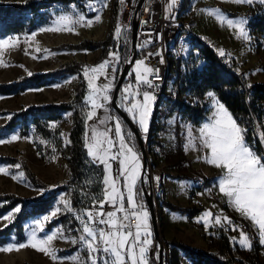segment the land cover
<instances>
[{
	"label": "rangeland",
	"instance_id": "374dc122",
	"mask_svg": "<svg viewBox=\"0 0 264 264\" xmlns=\"http://www.w3.org/2000/svg\"><path fill=\"white\" fill-rule=\"evenodd\" d=\"M0 1L7 2L13 0ZM136 1L137 0H125L119 20L115 25L114 33L117 39V46L116 48H108L102 56H100L102 53L101 47L94 50H71L59 48L58 45L63 42H79L85 38L93 40L105 39L111 29L113 9L116 3H119L120 0H78V2L76 0L70 1L67 4L56 3L54 8L51 9L54 13L53 18L47 24L38 26L24 33L0 35V39H7L9 37L19 38V42L16 46L0 49V61H2V63H0V81H13L21 74L48 71L56 68L59 63L65 61H85L89 64V66L86 67L89 69L96 67L105 61H111L107 73L108 79H111L113 76L115 77L112 81L114 87L110 92L111 97H113V91L119 73L124 63L129 60L131 56L130 55L126 61H123L124 57L121 48L122 43L125 40L124 36L126 35L127 37L128 33L131 35V32L127 30L128 21ZM255 1L259 2V0H253V2ZM170 2L171 0H164L165 13L168 16H175L174 6L171 10H168L167 8V5ZM179 2H182V0H177L176 3ZM105 4L107 5L106 7L104 6ZM181 4L182 7L179 16L192 31V37L196 44H199L197 43L198 40L201 43L208 44L218 55H220V50H223L225 55L222 57L234 61L235 69L243 74V77L248 83L264 80V32L251 31L249 25V18H251V16L240 13L246 10L249 4L236 3L235 0H187L185 4H183V2ZM209 11L224 17V22H221L216 14L210 15ZM59 14H83L86 20H92L93 23L91 26L76 25L72 32L40 31L41 28L50 27L55 17ZM97 15L100 16L99 22L95 20ZM227 20H232L234 23L246 21L243 27L247 33V38L239 35L238 28L229 27ZM118 27L123 34L119 39L116 36V29ZM33 33H35L34 36ZM110 53H117L119 60H112ZM138 54L139 52H137L133 67H135L136 61L141 60ZM113 68L116 69L115 73L112 72ZM85 69L82 70L83 76ZM89 75H91V73H89ZM108 79L101 76L96 83L104 84L108 82ZM80 80L81 78L78 73H69L64 77L53 79L43 86L30 88L21 93H0V124L9 117L11 111L20 108L22 105L59 102L73 99L77 93L76 86ZM86 84L87 91L85 93V100L89 94L87 80ZM126 85L127 84L120 86V91H122L123 87ZM169 89L171 90H167L168 93L163 94L159 99L155 95L156 100L149 120V131L147 134H141L147 143L148 171L151 175V186L155 195V205L158 210L160 208L163 209V207H161L162 197L166 199L169 197V200L174 199V196H168V193L164 188V182L166 180L170 179L172 182L180 181L186 184V174H182L181 178L167 177L166 175L170 168L165 165H160L158 162L159 154L163 148L161 140L162 130L158 129V127L162 126L163 130H166V126L168 125L167 121L169 119H173V123L170 125V130L167 129L168 135H176L178 149L183 152V154H186L187 130L185 129V126L187 125V122L179 119V117L181 118L179 114L180 111L175 103L176 100L185 101L186 95H176L174 93L176 88L173 86ZM171 91L173 93H169ZM209 92L213 93L215 99L218 100L214 91H208L207 93ZM170 94H173L171 98H169ZM207 102L209 104L213 103V98L209 97L208 94ZM168 104L173 108L169 109ZM107 107L109 109L107 113H105L104 109H98L97 117L94 120L88 121L87 131L89 134V126L96 125L100 118H104L106 115L119 117L113 112L112 103ZM214 110L215 108H212V113ZM170 114L172 116L168 118ZM64 116L66 119L61 124V135L63 140L68 142L69 130L72 122L71 111L65 112ZM179 123L182 124L181 128L177 126ZM112 126V122L107 125V127ZM192 127L193 130L196 129L195 126ZM101 128H103V126H101ZM14 135L18 136L19 139L13 142L0 143V169H5V172H0V192L13 191L27 197L45 191L43 187H38L32 184L25 171L21 168L20 163L15 160L16 158H26L31 169L48 184H54L63 179L69 178L70 168L66 159L59 154L55 155L50 160L40 158V155L33 144L32 136H22L15 131L6 136L0 137V140L9 141ZM157 140L161 141V146L158 144ZM170 142L172 143V141ZM136 150L140 154L139 146ZM182 162L183 161H180L179 163ZM16 165H19V167L17 168ZM115 166L116 165L114 164V167ZM21 173L23 176L20 175ZM13 177L16 178L14 179ZM191 184H194V180L191 181ZM62 198L70 202L73 209L72 212L77 211L74 210L72 206L71 192L60 190L58 191L50 209L46 212L31 215L26 218L24 221L25 238L23 241H19L14 236H11L5 243H0V247L18 245L21 243L27 244L33 230H36L39 238H44L59 229L62 231L63 236H58L52 244L59 259L53 261L50 256L45 255L32 247H24L20 248L18 251H0V264H73L71 257L77 255H80L85 260V264H87L86 250L82 249L79 243H72L73 239L78 240L79 235L81 234V227L73 224L69 214L70 212L65 209L61 203ZM16 207L8 210L0 217V227L9 223L7 220L2 219V217L13 211ZM145 207L147 208L146 205ZM57 208L60 209L59 213L45 221L44 217L50 216ZM105 210L111 209L108 206L105 207ZM159 212H161V209ZM59 216H63V218L55 221V218ZM38 221L43 222V231L37 228ZM149 223L151 225V218L149 219ZM151 230L153 233L152 225Z\"/></svg>",
	"mask_w": 264,
	"mask_h": 264
},
{
	"label": "snow or ice",
	"instance_id": "6c2138e0",
	"mask_svg": "<svg viewBox=\"0 0 264 264\" xmlns=\"http://www.w3.org/2000/svg\"><path fill=\"white\" fill-rule=\"evenodd\" d=\"M176 2L177 0H171L167 5L168 10H171ZM235 2L252 4L253 0H235ZM259 2L264 3V0ZM120 3L124 4L125 0H120ZM209 14H216L217 18L224 22V17L219 14L212 11H209ZM95 20L99 22L100 16L97 15ZM92 23L93 21L86 20L83 14H59L50 27L41 28L40 31L72 32L76 25L91 26ZM245 23L246 21L234 23L232 20H227L229 27L238 28L239 35L247 38L243 27ZM122 35L118 27L117 38H121ZM124 39H127L126 35ZM18 42V37L0 39V49L14 47ZM147 43L149 41H145L140 47ZM219 54L225 55L223 50H220ZM110 55L112 60H119L117 53ZM110 63L111 61H105L96 67L84 70L89 89L85 101L89 109L85 114L87 121L97 117L98 109H104L105 113L109 111L107 106L112 103L110 92L114 87L112 81L115 79L114 76L108 79L107 69ZM115 71L116 69L113 68L112 72ZM133 72L135 84L123 87L121 102L117 106L128 114L131 121L138 125L144 134H147L156 96L153 91H142L140 86L154 89L155 85L150 77L155 76L158 79V69L149 67L145 60H138L135 62ZM101 76L108 79V82L97 84L96 81ZM208 96L213 98L215 110L209 121L196 130L198 134H194L191 126L187 127L186 148L194 149L198 143L201 150H207L203 157L204 161L221 170L217 179L220 193L227 198L230 206L241 217L251 222L259 233L260 243L264 244V152L256 150L246 139L248 130L237 122L225 105L216 100L213 93L209 92ZM109 122L113 123L112 127H107ZM89 129L90 134L88 131L85 132V148L92 163L102 166L103 175L100 180L103 186L102 194L98 198H93L92 208L81 210L76 215V219L81 224V234L78 240L73 239L72 243H79L81 248L86 250L87 264H151L150 252L153 240L150 216L142 202L143 189L138 187L142 182L143 165L140 154L131 143L133 136L125 131L121 119L112 115L100 118L98 123L89 126ZM257 135L260 144L264 146V131ZM17 139L19 137L14 135L11 140H0V143L13 142ZM16 167L18 168L19 165ZM0 172H5V169H0ZM20 175L23 176L22 173ZM61 203L69 212L73 211L68 200L62 198ZM105 205L111 210H105ZM59 211L60 209L57 208L50 216L44 217V220L51 219ZM18 212L20 208L16 207L2 219L11 223L15 213ZM133 220H135L134 224ZM223 220L231 226L232 231H239L238 243L242 247L250 248L251 242L246 232L239 226L232 225L230 218L224 217ZM216 223H221V220L217 218ZM37 228L43 231V222L38 221ZM58 236H63L59 229L44 238H39L36 230H33L27 244L0 247V251H18L20 248L32 247L56 261L59 258L52 244ZM155 258L159 259L158 252ZM71 260L73 264H85V260L80 255L71 257Z\"/></svg>",
	"mask_w": 264,
	"mask_h": 264
},
{
	"label": "trees",
	"instance_id": "16d2710c",
	"mask_svg": "<svg viewBox=\"0 0 264 264\" xmlns=\"http://www.w3.org/2000/svg\"><path fill=\"white\" fill-rule=\"evenodd\" d=\"M70 1L76 0L0 1V35L24 33L45 25L53 18L54 13L51 9L54 8L56 3L67 4ZM182 2L185 4L187 0H182ZM122 7L123 4L116 3L112 13L111 29L105 39L85 38L79 42H63L58 47L71 50H94L101 47L102 53L100 56L108 48H116L115 25L119 20ZM240 13L251 16L249 18L251 31L264 32V3L255 1ZM197 43L199 44L195 45L201 50L203 61L200 66L196 67L194 65L188 71L180 88V94L186 93L192 98L190 102L176 100L175 103L181 116L192 123L201 122L209 111L206 105V93L214 91L219 101L225 105L237 122L248 130L246 139L256 150L264 152L257 135L259 133L258 129L264 131V80L248 83L243 74L235 69V65L230 64L231 60L218 55L208 44L201 43L199 40ZM121 50L124 57L123 61H126L131 54L130 33H128L127 39L123 41ZM138 56H141V53ZM87 66L89 64L85 61H65L48 71L21 74L13 81H0L1 94H17L30 88L43 86L51 80L64 77L69 73H78L81 78L76 86L77 93L73 99L22 105L20 108L11 111L9 117L0 124V137L15 131L22 136H32L33 144L40 158L50 160L59 154L66 159L70 168L69 178L54 184H48L31 169L26 158L15 159L20 163L21 168L32 184L43 187L45 191L27 197L13 191L0 192V217L16 206L20 208V212L15 213V218L11 223L0 227V243H5L11 236L23 241L26 218L50 209L60 190L71 192L72 206L77 211H71L69 214L73 224L79 227H81V224L76 219L78 212L92 208L93 198H98L102 194L103 186L100 183L103 175L102 166L92 163L85 148V132L88 127L85 114L89 109L85 103L87 84L82 70ZM126 83L125 79L122 85ZM171 97L172 95L169 96V98ZM112 110L121 119L125 131L132 134L131 143L138 149L137 139L130 126L117 110L114 108ZM67 111L72 113L71 128L69 130L70 143L65 142L61 135V124L66 119L64 113ZM158 129L161 130L162 126ZM138 130L140 134H143L139 127ZM157 141L161 145L160 141ZM138 187L142 188L141 183L138 184ZM144 201L145 196L143 194L142 202L144 203ZM161 204L190 217L200 212V208L195 205L190 207L179 206L165 199L162 200ZM105 207H108V205H105ZM61 218L63 216L56 217L55 221ZM163 241V264H168L166 258L168 245H170L169 250L172 253L169 264H181V251L192 260V264H264V261L259 258L257 250L253 248L250 252L233 247L226 235L216 236L210 240V246H219L216 252L192 247L177 238L164 239Z\"/></svg>",
	"mask_w": 264,
	"mask_h": 264
},
{
	"label": "crops",
	"instance_id": "0c3cea01",
	"mask_svg": "<svg viewBox=\"0 0 264 264\" xmlns=\"http://www.w3.org/2000/svg\"><path fill=\"white\" fill-rule=\"evenodd\" d=\"M132 84H135V82H133ZM170 87L172 86L167 87L164 94L168 93L167 90H171L169 89ZM175 90L176 91L174 93L176 95L179 96L186 95L185 101H189V102L192 101V98L188 96L186 93L180 94L179 90L177 89ZM169 93H173V92L171 91ZM207 94L208 93H206L205 99L209 111L206 117L201 122L192 123L188 120H185L183 119L181 113L179 112L181 116V118L179 117V119L187 122L186 123L187 125L185 126L186 130L188 126L191 127L195 126L196 129L194 130V134H198L196 133V130L199 129L204 123H207L209 121V118L212 115L211 114L212 108L214 109V104L213 103L209 104L207 102ZM168 105L167 106L169 109L173 108L170 107V104ZM171 116L172 115L170 114L168 118H170ZM167 122L168 125L166 126V130H163V127L161 129L162 130L161 140H162L163 148L159 154L158 162L160 165L163 166L165 165L166 167L170 168V170H168V174L166 175L167 177L181 178L182 174H186V184L180 181L172 182L170 179L166 180L164 182V188L168 193V196L172 195L174 196V199L169 200V197L168 199L162 197L161 203L162 200L165 199L179 206L190 207L192 205H195L200 208V212L195 216L190 217L187 214H182L179 211L172 210L167 206H163L162 204L161 207H163V209L160 208L161 212H159L160 209L158 210L156 208L161 242L163 243V245H164V241H163L164 239L177 238L192 247H196L201 250H208L210 252H216L219 246L217 245L210 246L209 245L210 240L212 238H215L216 236L226 235L229 238L231 245L233 247L245 249L250 252L254 248V250H257L259 258L262 257L261 260L264 261V251L259 247L258 243L252 240V238L249 235V232L244 230L250 239L251 247L250 248L242 247L238 243V240L240 239L239 231H232L231 226L226 224L223 220L224 217H229L230 215H235L240 218L243 217H241V215L237 213L230 206L227 198L224 197L223 194H221L219 191V188L217 186V179L221 174V170L212 165L207 164L204 161L203 157L206 155L207 150H201L198 143L196 148L194 149L186 148V154H183V152H181L177 147L176 135H168V130H170V125L171 123H173V119H169ZM177 126L181 128L182 124L179 123ZM170 141H172V143ZM187 143L188 140L186 136V145ZM182 158H184L186 162ZM180 161L183 162L179 163ZM199 175H203L207 177V182L203 188H200L196 185ZM193 180H194V184H191V181ZM211 190H213V192L215 193L216 200H211L207 198V194ZM145 202L146 201H144V205H146ZM207 213H210V215H206ZM217 218L221 220V223L219 224L216 223ZM214 224H217L218 227L214 228L213 227ZM152 240H153V245H152V250L150 252L151 264H156L154 257L152 255V251L155 243L154 232L152 233ZM168 247H170V245H168ZM180 261L181 264H192V260L188 256H186L183 251H181L180 253Z\"/></svg>",
	"mask_w": 264,
	"mask_h": 264
},
{
	"label": "built area",
	"instance_id": "2783aa9c",
	"mask_svg": "<svg viewBox=\"0 0 264 264\" xmlns=\"http://www.w3.org/2000/svg\"><path fill=\"white\" fill-rule=\"evenodd\" d=\"M181 3L179 2L174 5L175 16H168L164 10V0H139V3L137 0L128 21L127 30L131 32L133 17L134 15L136 16V49L137 52L141 53V60H145L149 67L158 69L159 78L157 79L155 76L150 77L153 80L155 88L147 89L143 85L140 88L142 91H153L158 99L164 94L169 85L180 91L188 71L194 65L196 67L200 66L203 61L201 53L197 50L199 47L195 45V40L192 37V31L179 16L182 7ZM145 41H149V43L140 47ZM230 64L234 65V62L231 60ZM133 68L132 64L126 75L127 84L135 82ZM130 73L132 74L129 75ZM258 131L259 133L261 132L259 129ZM206 182L207 177L199 175L196 185L203 188ZM207 198L216 200L213 190L209 191ZM228 218L231 219L232 225L239 226V228L248 231L252 240L258 243L259 247L264 251V244H261L259 241V233L249 221L235 215H230ZM132 223L134 224L135 220ZM213 227L217 228L218 225L214 224ZM155 254L156 252L153 247L152 255L156 262ZM171 257L172 253L169 247H167L166 258L168 264Z\"/></svg>",
	"mask_w": 264,
	"mask_h": 264
},
{
	"label": "water",
	"instance_id": "95a60500",
	"mask_svg": "<svg viewBox=\"0 0 264 264\" xmlns=\"http://www.w3.org/2000/svg\"><path fill=\"white\" fill-rule=\"evenodd\" d=\"M142 1V0H141ZM136 29H137V19L134 15L133 17V28L131 31V56L130 59L127 60L120 73L117 80V83L115 85L114 91H113V97H112V107L117 110V112L123 117V119L127 122V124L130 126L132 132L134 133L138 146H139V152L141 154L142 158V189L145 196L146 206L148 208V211L150 213V218L152 222L154 237H155V243H154V251L159 254V259L156 260V264H163V249L164 245L161 242V236H160V229H159V223H158V217H157V211H156V205H155V195L152 190L151 186V175L148 171V154H147V143L143 139V136L140 134L138 127L136 124H134L128 114L117 105L121 102L122 92L120 91V86L126 79V75L131 67V65L134 63L136 57H137V49H136Z\"/></svg>",
	"mask_w": 264,
	"mask_h": 264
},
{
	"label": "bare ground",
	"instance_id": "6f19581e",
	"mask_svg": "<svg viewBox=\"0 0 264 264\" xmlns=\"http://www.w3.org/2000/svg\"><path fill=\"white\" fill-rule=\"evenodd\" d=\"M197 50L201 53V55H202V52H201V50L199 49V48H197Z\"/></svg>",
	"mask_w": 264,
	"mask_h": 264
}]
</instances>
